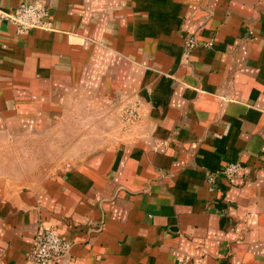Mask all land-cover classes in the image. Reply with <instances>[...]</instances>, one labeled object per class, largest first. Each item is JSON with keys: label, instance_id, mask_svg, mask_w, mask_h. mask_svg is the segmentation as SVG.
<instances>
[{"label": "crops", "instance_id": "obj_1", "mask_svg": "<svg viewBox=\"0 0 264 264\" xmlns=\"http://www.w3.org/2000/svg\"><path fill=\"white\" fill-rule=\"evenodd\" d=\"M44 2L51 30L0 20V264H38L49 227L60 264H264V0Z\"/></svg>", "mask_w": 264, "mask_h": 264}, {"label": "built area", "instance_id": "obj_2", "mask_svg": "<svg viewBox=\"0 0 264 264\" xmlns=\"http://www.w3.org/2000/svg\"><path fill=\"white\" fill-rule=\"evenodd\" d=\"M0 20L10 22L15 25L18 33L23 34L32 29H52V19L48 5L44 0H25L19 3L12 11L4 12L0 10ZM202 45L210 47L212 40L199 42L194 37L185 40V50L189 51L193 47ZM129 121L138 117L135 108L126 110ZM243 165L240 162H228L224 164L218 172L207 176V190L214 191L217 188L218 177L231 180L241 173ZM71 243L68 239L57 234L52 228H42L34 237L31 259L38 264H60L69 253ZM177 264H184L178 261Z\"/></svg>", "mask_w": 264, "mask_h": 264}, {"label": "rangeland", "instance_id": "obj_3", "mask_svg": "<svg viewBox=\"0 0 264 264\" xmlns=\"http://www.w3.org/2000/svg\"><path fill=\"white\" fill-rule=\"evenodd\" d=\"M83 110L76 108L72 111V115L70 117V120L73 121V125H64L62 126V128L60 129V132L63 133H67L72 131L73 129L77 128V127H82L81 125H83ZM70 115V114H69ZM43 144L45 145V143L43 142ZM59 148L60 151L59 152H63L64 149L67 147L65 144H62V142L59 143ZM78 144H82V142H79ZM18 146H22L20 144H18ZM18 149H22L20 147H17ZM24 148V147H23ZM16 153L18 152V150L15 151ZM19 159V160H18ZM29 160L28 162H31V165L33 169H31V172H23V171H17L16 172V177H18L19 181L22 183L25 182H29L30 180H32V178H39L41 176H44L46 174H48L50 172V170L52 169L53 166H55L56 168H60L63 167L65 165H67L69 162L74 161V159L77 158H72L69 155H62L60 154L58 157H34V158H25L23 156H16L14 158H12V163L15 165L13 168L14 169H21L23 168L24 162H26V160ZM16 160V161H14ZM50 162L51 166H48L47 164ZM19 163V164H18ZM55 163V164H53ZM18 164V165H17ZM23 164V165H22ZM20 166V167H18Z\"/></svg>", "mask_w": 264, "mask_h": 264}]
</instances>
